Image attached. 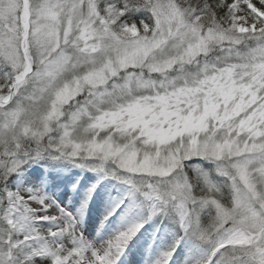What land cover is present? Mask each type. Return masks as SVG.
<instances>
[{
  "label": "snow or ice",
  "instance_id": "1",
  "mask_svg": "<svg viewBox=\"0 0 264 264\" xmlns=\"http://www.w3.org/2000/svg\"><path fill=\"white\" fill-rule=\"evenodd\" d=\"M0 264H264V0H0Z\"/></svg>",
  "mask_w": 264,
  "mask_h": 264
}]
</instances>
